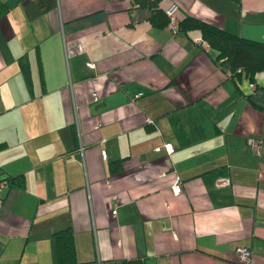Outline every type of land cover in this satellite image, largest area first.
<instances>
[{"label": "crops", "instance_id": "1", "mask_svg": "<svg viewBox=\"0 0 264 264\" xmlns=\"http://www.w3.org/2000/svg\"><path fill=\"white\" fill-rule=\"evenodd\" d=\"M158 1L264 42V0ZM151 15L140 0H0V176L15 179L0 264L57 261L69 225L96 264H239L244 245L264 264V70L237 73L201 30Z\"/></svg>", "mask_w": 264, "mask_h": 264}, {"label": "trees", "instance_id": "2", "mask_svg": "<svg viewBox=\"0 0 264 264\" xmlns=\"http://www.w3.org/2000/svg\"><path fill=\"white\" fill-rule=\"evenodd\" d=\"M147 4L152 11L151 20L156 25H167L169 17L166 9L162 10L158 0H140ZM179 29L190 30L199 29L202 36L209 44L219 50L218 57L225 58L230 66L237 73L243 70L255 79L257 72L264 70V42L250 39L239 34L229 32L220 26L203 20L199 17L188 15L180 19ZM26 57H21L20 65L29 85H31V73ZM112 170L121 168V161H115L111 164ZM7 179V178H6ZM9 183L14 182L13 177ZM54 238L57 242V261L47 264H96L94 260L83 261L77 255L75 241V232L72 226L60 228L54 232ZM125 264H142L138 261H125Z\"/></svg>", "mask_w": 264, "mask_h": 264}, {"label": "built area", "instance_id": "3", "mask_svg": "<svg viewBox=\"0 0 264 264\" xmlns=\"http://www.w3.org/2000/svg\"><path fill=\"white\" fill-rule=\"evenodd\" d=\"M178 5L176 3H172L166 8V13L169 17V22L167 24L168 28L171 31H177L179 29L180 18L177 13ZM202 37L198 38V41H202ZM149 121H152L149 119ZM247 143L250 147L258 154L261 153L263 147V140L260 137H250L248 138ZM170 145V144H169ZM9 184L8 179L0 176V208L3 206L5 197L3 195L4 188ZM239 264H251L252 261V250L249 246L244 245L238 247L237 249Z\"/></svg>", "mask_w": 264, "mask_h": 264}]
</instances>
